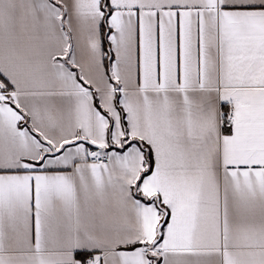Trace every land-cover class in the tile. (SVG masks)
Returning <instances> with one entry per match:
<instances>
[{"label": "snow or ice", "instance_id": "1", "mask_svg": "<svg viewBox=\"0 0 264 264\" xmlns=\"http://www.w3.org/2000/svg\"><path fill=\"white\" fill-rule=\"evenodd\" d=\"M0 264H264V0H0Z\"/></svg>", "mask_w": 264, "mask_h": 264}]
</instances>
